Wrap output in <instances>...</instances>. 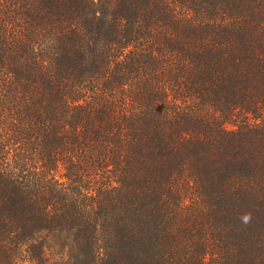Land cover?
Masks as SVG:
<instances>
[{
	"label": "trees",
	"instance_id": "1",
	"mask_svg": "<svg viewBox=\"0 0 264 264\" xmlns=\"http://www.w3.org/2000/svg\"><path fill=\"white\" fill-rule=\"evenodd\" d=\"M0 264H264V0H0Z\"/></svg>",
	"mask_w": 264,
	"mask_h": 264
},
{
	"label": "clouds",
	"instance_id": "2",
	"mask_svg": "<svg viewBox=\"0 0 264 264\" xmlns=\"http://www.w3.org/2000/svg\"><path fill=\"white\" fill-rule=\"evenodd\" d=\"M243 223L247 224L251 220V213H246L241 217Z\"/></svg>",
	"mask_w": 264,
	"mask_h": 264
}]
</instances>
